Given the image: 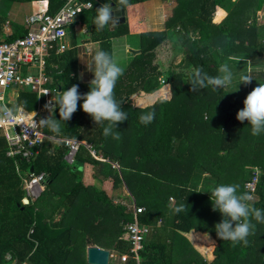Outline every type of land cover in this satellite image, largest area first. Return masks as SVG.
<instances>
[{"label": "trees", "instance_id": "trees-1", "mask_svg": "<svg viewBox=\"0 0 264 264\" xmlns=\"http://www.w3.org/2000/svg\"><path fill=\"white\" fill-rule=\"evenodd\" d=\"M46 1V11L50 13L64 3V0ZM92 1L94 8L101 7L100 0ZM143 1L128 0L126 6L119 5L118 0L105 2L127 7L136 14L141 12ZM174 1L163 29L148 31L133 27L139 30L140 52L124 68L114 88L116 101L127 113V120L113 129L119 133V139L103 135L107 122L103 126L95 124L80 108L83 101L78 102L72 118L65 124L62 122L59 134L43 127L47 133L90 143L96 155L110 162L93 157L82 145L75 153L74 165L70 166L64 159L67 153L64 142L49 140L38 147L39 152L30 162L16 161L5 155L6 143L0 137V264L13 260L15 264H88L85 247L89 243L104 248L113 246L130 254L129 243L119 237L131 214L123 205L115 204L112 196L122 181L137 204L145 207L140 215L143 223L154 225L161 215L173 228L170 242L154 243L145 237L139 262L130 255L125 264H154L147 257L154 248L162 259L157 264H188L182 258L178 263L171 254L178 244L174 236L191 229L208 232L217 243L215 258L201 264H264V223L253 219L255 228L247 237V246L240 243L233 247L230 241L216 235L215 225L222 216L213 211L210 198L185 185L195 168L202 166L212 171L211 166L217 164L218 172H213L217 184H238V192L246 193L244 185L250 172L244 176L245 168L250 166V171L258 168L255 200L249 203L264 211V133L253 136L248 122L236 119L237 104L228 92L213 91L210 87L191 91L189 84L197 68L217 76L224 58H246L256 65L264 64V26H258L256 19L264 0ZM129 23H121L122 28L111 35L125 33ZM176 27L179 38L174 40ZM26 32L25 25H16L2 39L12 40ZM189 32L198 37L182 43L179 48L186 49L184 56L179 60L174 55L173 63L163 69L155 49L169 38L176 46L174 42L180 43L181 37ZM215 51L222 52L221 57ZM163 76L162 82L169 85V98L159 97L144 107L132 105L133 94L157 92ZM253 76L264 78V70L254 72ZM51 85L58 92L78 85L81 95L90 90L89 83L76 82L65 69L52 76ZM15 97L11 108L17 105L30 111L36 108L35 92L20 89ZM147 112H154L155 118L145 126L139 118ZM49 115L45 112L41 118ZM55 115L59 119L58 108ZM111 162H116L118 169ZM16 163L21 174H46L44 189L36 198L26 195ZM78 168L82 174L76 172ZM98 178L97 188L93 181ZM171 193L175 201L169 206L166 202ZM181 205L184 210L175 212ZM55 214L60 215L56 221Z\"/></svg>", "mask_w": 264, "mask_h": 264}, {"label": "crops", "instance_id": "crops-1", "mask_svg": "<svg viewBox=\"0 0 264 264\" xmlns=\"http://www.w3.org/2000/svg\"><path fill=\"white\" fill-rule=\"evenodd\" d=\"M11 1L14 3H11V5H9V7L6 10L7 13L5 15L0 14V39L5 36L6 32L8 34L12 33L15 30L16 25H24L25 17L33 12H36V9L40 11L43 10L46 11V6H47L46 0H8V2ZM105 1L106 0H100L99 1L100 5L102 6L103 4L107 3ZM168 1H171V12H172V8L176 4L174 0H167V1L145 0L142 3L141 12H137L136 14L135 12L129 10V8L127 7H118V8H124L125 10L124 20L121 21L119 18L118 23L116 25L110 24L106 26L104 30L99 32L96 30L95 25L93 24V18L96 16V9L98 8L92 7L90 9H87L88 11L85 13H79L80 15H77L73 24L67 28V33L65 37V44L67 46L66 50L60 53V52H56L54 47L50 49V56L47 60V70L49 72L51 79L54 74L58 75L63 69H65L68 71L69 76L72 77L76 82L89 83L94 77L93 74L87 70L86 63L91 62V57L94 55L97 46L100 49L108 52L112 56L114 61L124 69L127 66V64L131 61L133 56L136 55V54H132L130 52V49L140 50L141 47V41L139 39L140 38L139 30H134L133 27L136 26L139 27L140 29H144L148 31H157L163 29L165 19L164 20L162 19L163 20L162 22L160 18V12L165 10L167 13L166 15L167 18V16L170 13V9L168 10V8L165 7L163 3L164 2L166 3ZM233 1L234 0H232V2ZM108 4H110V6L113 9L116 8L114 2ZM27 8L28 10L26 11ZM22 11H24V13L20 20L19 16L22 15L21 13ZM256 19L258 26H264V6L257 11ZM125 21L131 22L127 26L128 31H125V33L118 35L116 34L111 35V33H114L118 28L121 29L122 26H120V24L124 23ZM137 21L139 23L143 21V24L139 25ZM174 32H175L174 38H178V27H176ZM233 61L234 62L238 61L236 62L237 66L233 64L231 67H229L233 73V76H235L234 70H236L237 68L239 70L238 64H243V67H246L245 70L246 74H250L253 80L251 81L250 84L247 85V88L245 85V90L243 88L242 89L232 88L231 86L232 84H229V90L222 88L219 90L226 91L229 94H231L235 98V104L239 105V108L237 109L241 110L243 106V101L246 98V96L255 87H257L259 83H264V78L253 76L254 72L264 70V64L256 65L250 62V60L246 58H234ZM225 64L226 62H224L222 65ZM81 73H83L82 78H81ZM164 78L165 77H163V79ZM166 85L167 84L165 83L162 86H166ZM160 89L152 94H147L143 92H138L133 94L130 97L132 105L136 107H140L138 105V102H142L143 105L141 107H144L146 105L151 104L155 99L159 97H164V98L170 97V95L169 97H166V95L164 96L167 90H162V89L160 90ZM9 94L13 102L14 101L16 102V97L13 93V89ZM241 95H243L244 98H242ZM37 105H38V101H37ZM36 108L34 110H36ZM2 137L4 138V136ZM6 150H7V143H6ZM5 155H6V151H5ZM65 161L70 166H73L75 162V154L74 156H72V159H70V157L67 159L65 158ZM217 167H218L217 164L211 166L212 171L202 166L195 168L185 184L186 187L193 191L200 192L210 198V190L215 186L220 185L217 184V175L213 173L215 171L218 172ZM250 169H251L250 166H247L245 168L244 176H247V173L251 172ZM76 171H79V168L76 169ZM93 183L98 188L100 179L99 178L94 179ZM43 189L40 190L38 189L39 194L43 191ZM118 190H120V192H116ZM128 195L133 196V194H131L130 190L128 189L124 181H122L119 186L115 187V189L112 192L113 199L128 198ZM174 201H175V197L171 193V195L167 199L166 204L171 206ZM60 209L62 210L63 208ZM165 220L166 219L161 217L160 215V217L156 219L155 224L152 225V231L146 236V239L154 243H160L164 240L170 242L171 231L173 228H172V224L168 222V219L166 221ZM179 233H180L179 235L176 234L174 236V239L177 238V243L179 245L183 244L184 247L178 246L177 244L175 247V251H172L171 254L172 259H174L178 263H181L182 261L181 258H182L183 262H187L188 264H201L200 262L208 263L215 258L214 250L215 247L217 246V243L208 232L201 231L198 229H191L189 232H179ZM119 238L122 239L123 241L124 240L126 241L124 232L121 233ZM90 245L99 246L93 243L87 244L85 247V259H86V249ZM112 247L113 246H111V248H105L110 251L108 264H125V262L130 257V254H126L125 252H119L118 250ZM111 255H114V259L116 257V259H118V262H115L111 257ZM147 257H149L150 260L154 262V264L160 263L162 261L160 252H158V250L155 248L152 251L151 250L148 251ZM263 257H264V249H263ZM197 259L199 261H197ZM9 264H15L14 260ZM22 264H28V263H22Z\"/></svg>", "mask_w": 264, "mask_h": 264}, {"label": "built area", "instance_id": "built-area-1", "mask_svg": "<svg viewBox=\"0 0 264 264\" xmlns=\"http://www.w3.org/2000/svg\"><path fill=\"white\" fill-rule=\"evenodd\" d=\"M92 0H64L60 8L50 13L45 10L33 12L25 17L24 25L27 32L12 40L0 39V104L11 108L15 103L10 97L6 96L7 88H12L14 95L17 90L28 89L36 93L38 105L36 110L29 111L17 105L21 113L25 116H32L34 113L35 121L41 119V115L48 112L44 105L58 95L56 86L51 85V77L47 70V60L50 56V49L55 48L56 52H64L67 48L65 37L67 28L71 26L79 13L93 7ZM89 5H92L90 7ZM5 29V28H4ZM5 35H8L6 32ZM45 95H42L46 93ZM0 130L7 143L6 155L13 158L30 162L39 152L38 147L46 140L53 142L63 141L67 153L64 159H72L80 146L88 149L93 157L98 160L110 162L100 155H96L92 145L83 140L69 137H59L55 134L47 133L43 126L39 124L8 123L0 124ZM113 164V162H111ZM116 167H119L116 163ZM16 170L22 179V187L26 195L36 198L39 194L38 189H43L46 182V174L24 173L21 174L17 163ZM260 176L258 168L250 172V177L246 180L244 188L246 193L252 195L255 200L257 182ZM115 204L125 207L131 214V219L123 223L125 239L129 243V253L132 258L139 261L140 251L143 249L145 237L152 231V225L143 223L140 215L145 211L143 205L137 204L132 195L128 198H114ZM251 202V201H250ZM7 259L11 260L10 255Z\"/></svg>", "mask_w": 264, "mask_h": 264}, {"label": "clouds", "instance_id": "clouds-1", "mask_svg": "<svg viewBox=\"0 0 264 264\" xmlns=\"http://www.w3.org/2000/svg\"><path fill=\"white\" fill-rule=\"evenodd\" d=\"M119 5L126 6L128 0H118ZM92 7V5H89ZM116 6L115 10H119ZM110 4L105 3L96 9V16L93 18V24L96 30L102 31L108 25H116L119 17L114 16L115 11ZM87 70L93 74V79L89 82L90 90L81 95L78 85H72L67 90L58 92V95L52 97L44 108L50 113L49 116L41 118L38 122L34 120L37 115L25 116L18 108H9L0 104V124L25 123L39 124L47 127L50 131L59 134L62 128V122L69 121L78 109V102L83 112L88 114L95 124L107 125L103 127V135L108 137L113 135L119 139V133H114L118 123L127 120V113L122 110L121 103H118L114 97V88L119 78L124 74V69L119 66L112 56L100 49L98 46L91 57V62L86 63ZM217 76H210L202 68L195 69L190 85L191 91H199L205 88H211L217 91L231 84L233 73L228 65H222ZM83 73H81V78ZM253 80L250 74L242 75L239 84L248 85ZM47 94L44 93L42 95ZM243 108L236 114V119L243 123L247 121L251 126V134L259 136L264 133V83H259L244 99ZM58 108L59 119L56 118L55 111ZM155 118L154 112H147L140 116L141 124L145 126L150 124ZM238 184H220L210 190V200L213 211H218L222 220L215 225V232L219 239L227 240L232 246L243 243L248 244L247 237L252 233L255 225L254 219L258 223H264V211L250 205L253 200L252 195L248 193H239ZM184 210L181 205L174 209L179 213Z\"/></svg>", "mask_w": 264, "mask_h": 264}, {"label": "rangeland", "instance_id": "rangeland-1", "mask_svg": "<svg viewBox=\"0 0 264 264\" xmlns=\"http://www.w3.org/2000/svg\"><path fill=\"white\" fill-rule=\"evenodd\" d=\"M232 1V0H231ZM11 3H14V2H8V0H0V14H2V15H5L6 13H7V8L9 7V5H11ZM19 4V3H18ZM164 5H165V7H167L168 8V10L170 9L171 10V1H168V2H164L163 3ZM28 10V8L26 9V11ZM88 10H83L81 13H85V12H87ZM22 13V15H20L19 16V19L21 20V18H22V16H23V13H24V11H22L21 12ZM261 14V13H260ZM260 14H258V15H260ZM78 15H80V14H78ZM166 15H167V13H166V11L164 10V11H162V12H160V18H161V20L163 19H165L166 20ZM163 20H162V22H163ZM139 21V20H138ZM137 21V23L139 24V25H141V24H143V21L142 22H138ZM163 28V27H162ZM196 37H198V36H195L193 33H191V32H189L187 35H184L183 37H181V40H180V45H179V42H174L175 44H176V46L173 44V41L175 40V39H177V38H174V40H171V38H169L167 41H165L164 43H162V44H160L156 49H155V52H156V56H157V58H158V60H159V62L161 63V65H162V67H163V69H165V68H167V66H169L171 63H173L172 61H173V57H174V55L180 60L183 56H184V54H185V51H186V49L185 50H183V51H181V49L179 48V47H183V45H182V43L183 44H186L187 42H189L191 39H196ZM178 38H179V36H178ZM140 39V38H139ZM138 39V40H139ZM140 41H141V39H140ZM136 42V41H135ZM137 43V42H136ZM178 46V47H177ZM180 49V50H179ZM183 49V48H182ZM216 52V51H215ZM217 53V52H216ZM222 53V52H221ZM221 53H217V56H219V57H221ZM224 62H226V64L228 65V67H231L233 64H235L236 66H237V63L236 62H238V61H236V62H234L233 60H230V59H225L224 58ZM230 60V61H229ZM223 62V63H224ZM176 63V62H175ZM245 63V62H244ZM222 66V65H221ZM238 67H239V70H238V68L236 69V70H234V74H235V76H233V79H232V82H231V86H232V88H235V89H237V88H243L244 90H245V85L243 84V83H241V84H239V82H240V77L242 76V75H245L246 74V72H245V70H246V67H243V64H238ZM230 69V68H229ZM231 69H233V68H231ZM237 71V72H236ZM218 75H219V73H218ZM164 77V76H163ZM162 80H164L163 78H161V83H162V85H164L165 83H163L162 82ZM167 84V83H166ZM246 88H247V85H246ZM161 89L162 90H167V92H166V94H164V96L166 95V97H169V95H170V93H169V91H170V89H169V85L167 84L166 86H162L161 87ZM160 89V90H161ZM222 89H226V90H229V85L228 86H226V87H224V88H222ZM12 91V88H7V90H6V96H8V94L10 93ZM161 93V92H160ZM163 96V95H162ZM242 96V98H244L243 97V95H241ZM150 102V101H149ZM138 105L141 107L143 104H142V102H138ZM237 108H239V105H237L236 106V110H237V112L239 111V109H237ZM1 134H2V131L0 130V137H1V139H2V136H1ZM112 166L113 167H115L116 169H118V167H116V162H113V164H112ZM247 176H248V173H247ZM62 177V176H61ZM60 177V178H61ZM59 178V179H60ZM63 180V179H62ZM57 183H58V181H57ZM116 192H120V190H118V191H116ZM60 216H59V214H55V216H54V220L56 221L58 218H59ZM110 252V251H109ZM111 254H112V252H111ZM111 257L113 258V260L115 261V262H118V259H116V257H115V259H114V255H111Z\"/></svg>", "mask_w": 264, "mask_h": 264}, {"label": "water", "instance_id": "water-1", "mask_svg": "<svg viewBox=\"0 0 264 264\" xmlns=\"http://www.w3.org/2000/svg\"><path fill=\"white\" fill-rule=\"evenodd\" d=\"M124 12L125 10L124 8H122L119 10H115L113 12V15L119 17L120 20L122 21L124 20ZM130 52L132 54H138L140 50L130 49ZM32 170H33V165H31L30 167V171ZM76 172L82 174L80 171H76ZM109 256H110V252L108 249L96 245H90L86 249V261L88 264H108Z\"/></svg>", "mask_w": 264, "mask_h": 264}]
</instances>
